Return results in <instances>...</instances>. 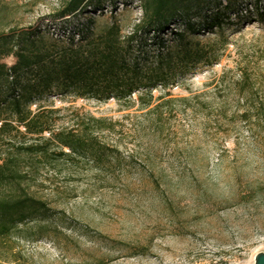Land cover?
Wrapping results in <instances>:
<instances>
[{
  "label": "rangeland",
  "instance_id": "374dc122",
  "mask_svg": "<svg viewBox=\"0 0 264 264\" xmlns=\"http://www.w3.org/2000/svg\"><path fill=\"white\" fill-rule=\"evenodd\" d=\"M6 2L10 25L53 38L112 17L129 34L141 16L139 0L64 17L53 15L58 0ZM176 14L164 32L138 36L132 57L151 62L160 40L214 57L177 69L148 106L71 92L31 103L54 131L104 119L86 131L98 154L22 157V186L43 209L0 237V264H253L264 252V0H186Z\"/></svg>",
  "mask_w": 264,
  "mask_h": 264
},
{
  "label": "trees",
  "instance_id": "16d2710c",
  "mask_svg": "<svg viewBox=\"0 0 264 264\" xmlns=\"http://www.w3.org/2000/svg\"><path fill=\"white\" fill-rule=\"evenodd\" d=\"M104 1L58 0L53 15L64 17L94 6L102 10ZM139 1L141 16L129 34H125L121 20L112 17L94 27L87 23L82 36L65 39L64 36L53 38L39 26L10 25L7 21L11 7L6 0H0V237L17 230L26 219L43 209V203L22 186L28 173L21 170L22 157L31 160L40 157L49 163V157L58 161L86 155L95 160L98 154L86 131L104 119L89 115L80 133L71 129L54 131L42 112L31 109L36 97L71 92L100 102L114 99L131 105L138 101L145 107L153 99V88L174 83L177 69L197 63L203 57L209 62L213 59V50L194 57L198 49L182 44L175 47L176 52L168 47L165 50L164 40L155 45L157 53L151 62L133 58L131 50L136 38L167 30L179 18L177 9L186 2ZM255 13L263 16L257 6ZM220 18L217 16L215 22L220 23ZM173 34L182 37L181 32ZM5 58H12L13 62L7 64ZM20 136L23 140L30 136L31 141L13 142Z\"/></svg>",
  "mask_w": 264,
  "mask_h": 264
},
{
  "label": "water",
  "instance_id": "95a60500",
  "mask_svg": "<svg viewBox=\"0 0 264 264\" xmlns=\"http://www.w3.org/2000/svg\"><path fill=\"white\" fill-rule=\"evenodd\" d=\"M253 264H264V252L255 254Z\"/></svg>",
  "mask_w": 264,
  "mask_h": 264
}]
</instances>
